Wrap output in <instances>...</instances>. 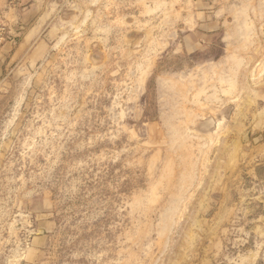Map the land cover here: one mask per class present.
I'll return each mask as SVG.
<instances>
[{"label": "rangeland", "instance_id": "obj_1", "mask_svg": "<svg viewBox=\"0 0 264 264\" xmlns=\"http://www.w3.org/2000/svg\"><path fill=\"white\" fill-rule=\"evenodd\" d=\"M0 264H264V0H0Z\"/></svg>", "mask_w": 264, "mask_h": 264}]
</instances>
